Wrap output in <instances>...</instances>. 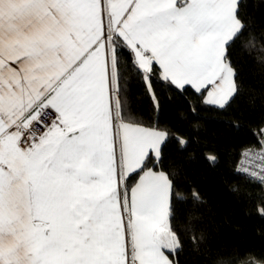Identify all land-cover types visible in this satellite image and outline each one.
<instances>
[{"label":"snow or ice","instance_id":"obj_1","mask_svg":"<svg viewBox=\"0 0 264 264\" xmlns=\"http://www.w3.org/2000/svg\"><path fill=\"white\" fill-rule=\"evenodd\" d=\"M246 7L0 0V264H182L185 240L196 250L206 242L188 215L205 206L202 193L189 185L182 196L183 170L166 165L170 141H189L145 121L128 85L138 80L156 112L157 83L230 107L246 95L241 58L264 72ZM256 128L233 171L264 185V118Z\"/></svg>","mask_w":264,"mask_h":264},{"label":"trees","instance_id":"obj_2","mask_svg":"<svg viewBox=\"0 0 264 264\" xmlns=\"http://www.w3.org/2000/svg\"><path fill=\"white\" fill-rule=\"evenodd\" d=\"M245 14L255 21L256 42L252 52L257 59L264 57V0H245ZM243 82L246 95L230 107L219 110L200 105L191 93L183 96L156 84L159 111L136 79L129 81L130 100L145 121H160L162 126L189 142L180 149L171 140L166 149L167 163L175 162L183 170L188 184L181 185V194L188 197V186L194 185L203 195V208L188 209L196 234H206V242L194 249L185 240L182 264H216L223 258L226 264L264 263V185L249 182L243 174H234L243 147L254 144L256 126L264 118V72L251 56H243ZM258 97L254 105L247 94ZM195 106L196 111L191 108ZM240 127L237 128L236 125ZM198 125V127H197ZM215 155L211 164L206 156ZM239 191L233 193L231 185ZM188 219L182 215L178 225L183 228Z\"/></svg>","mask_w":264,"mask_h":264},{"label":"built area","instance_id":"obj_3","mask_svg":"<svg viewBox=\"0 0 264 264\" xmlns=\"http://www.w3.org/2000/svg\"><path fill=\"white\" fill-rule=\"evenodd\" d=\"M240 159H241V155H240V157H239L238 163H239ZM238 163H237V164H238Z\"/></svg>","mask_w":264,"mask_h":264},{"label":"rangeland","instance_id":"obj_4","mask_svg":"<svg viewBox=\"0 0 264 264\" xmlns=\"http://www.w3.org/2000/svg\"><path fill=\"white\" fill-rule=\"evenodd\" d=\"M259 264H264V263H259Z\"/></svg>","mask_w":264,"mask_h":264}]
</instances>
